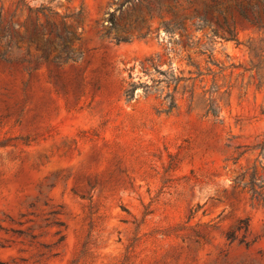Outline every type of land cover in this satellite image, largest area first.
I'll list each match as a JSON object with an SVG mask.
<instances>
[{
    "label": "rangeland",
    "instance_id": "1",
    "mask_svg": "<svg viewBox=\"0 0 264 264\" xmlns=\"http://www.w3.org/2000/svg\"><path fill=\"white\" fill-rule=\"evenodd\" d=\"M125 1L29 0L73 17L81 58L31 71L0 59V264H264V204L233 180L264 139V88L249 72L227 70L216 93L211 75L181 84L167 112L173 87L155 85L162 76L146 75L141 62L173 49L203 68L208 52H193L208 30L185 20L186 33L169 42L160 29L155 39L154 17L149 37L116 44L102 34ZM232 15L241 44L217 40L214 57L248 66L244 44L260 35ZM187 35L198 48L182 50ZM211 96L219 116L206 112Z\"/></svg>",
    "mask_w": 264,
    "mask_h": 264
},
{
    "label": "trees",
    "instance_id": "2",
    "mask_svg": "<svg viewBox=\"0 0 264 264\" xmlns=\"http://www.w3.org/2000/svg\"><path fill=\"white\" fill-rule=\"evenodd\" d=\"M0 3V59L19 64L31 71L36 69L37 65L46 62L61 66L77 62L81 58V52L73 46L74 42L80 41V33L70 23L72 16L60 15L44 2L36 6H32L29 0H0ZM6 4L10 6L11 11L6 9ZM187 6L192 8L190 13H182ZM233 13L251 25L260 35L256 39L248 38L244 44L249 55L248 66L236 65L233 62L226 64L214 57L213 45L217 40L241 44ZM15 17H20L21 22H14ZM154 17L161 20L155 39L159 38L160 29L169 36V42L174 31L186 33L185 20L189 21V27L195 32L208 30L205 36L208 43L193 52L199 56H204L208 52L203 68L190 54L181 56V50L173 49H166L162 54L163 59L156 54L141 62L143 73L146 75L157 73L162 76L152 79L155 85L163 83L167 88L173 87V91H167L164 95V100L168 102L167 112L176 107L175 93L181 84L186 88L189 80H193L194 85L197 79L202 83L206 76L211 75L213 93H216L220 87L215 85V78L227 70L233 74L236 69H242L240 75L249 72L250 77L255 79L256 89L264 88V0H202L200 3L197 0H126L117 9L108 13L106 21L109 28L102 36L110 38L116 44L131 42L133 39H146L150 35L146 22ZM121 20L125 22L120 27L118 22ZM120 29L122 35L118 34ZM142 29L145 31L142 32ZM132 31L135 34L131 33ZM195 39L192 40L187 35L182 50L198 48L199 39ZM178 41L175 39L171 44L177 46ZM31 46L36 51L34 55L29 54ZM171 51L179 62H184L190 68L189 77L176 73L172 66ZM226 57L230 59L228 55ZM164 64H167V69H161ZM144 85L150 87L148 84ZM136 86L135 83H131L128 96L134 94ZM206 112L219 116L220 107L212 96L207 98ZM261 113L264 114V110ZM249 150L256 151L257 157L250 166L242 168L233 180L236 185L242 186L253 198L264 204V177L259 172V168L264 169V139L252 145ZM245 152L239 153L236 163ZM243 223L247 230L248 221Z\"/></svg>",
    "mask_w": 264,
    "mask_h": 264
}]
</instances>
